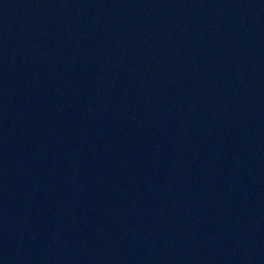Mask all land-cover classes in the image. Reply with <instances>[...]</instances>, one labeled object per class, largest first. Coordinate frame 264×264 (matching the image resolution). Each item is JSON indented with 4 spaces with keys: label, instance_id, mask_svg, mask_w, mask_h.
Segmentation results:
<instances>
[{
    "label": "water",
    "instance_id": "water-1",
    "mask_svg": "<svg viewBox=\"0 0 264 264\" xmlns=\"http://www.w3.org/2000/svg\"><path fill=\"white\" fill-rule=\"evenodd\" d=\"M0 264H264V0H0Z\"/></svg>",
    "mask_w": 264,
    "mask_h": 264
}]
</instances>
